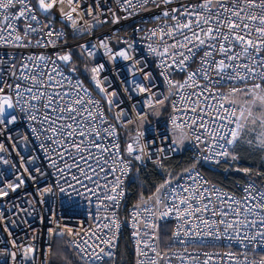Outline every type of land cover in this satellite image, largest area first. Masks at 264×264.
I'll use <instances>...</instances> for the list:
<instances>
[{
	"label": "snow or ice",
	"instance_id": "obj_1",
	"mask_svg": "<svg viewBox=\"0 0 264 264\" xmlns=\"http://www.w3.org/2000/svg\"><path fill=\"white\" fill-rule=\"evenodd\" d=\"M115 4L106 14L98 0H0V165L15 177L0 173V201L32 185L28 207L0 210L10 238L0 264H115L125 226L135 264H264V0ZM137 16L139 47L121 29L123 47L85 39ZM69 33L84 43L69 47ZM165 112L163 130L146 127ZM246 157L259 162L240 167ZM222 165L242 174L236 191L202 171ZM126 181L139 191L122 219ZM49 197L63 211L49 210L45 225L37 206ZM21 213L38 217L44 247L28 220L31 235L15 234ZM205 239L232 250L196 251L218 246Z\"/></svg>",
	"mask_w": 264,
	"mask_h": 264
},
{
	"label": "built area",
	"instance_id": "obj_2",
	"mask_svg": "<svg viewBox=\"0 0 264 264\" xmlns=\"http://www.w3.org/2000/svg\"><path fill=\"white\" fill-rule=\"evenodd\" d=\"M88 3H91L92 0H87ZM98 2L102 5L103 10L106 13L107 8L111 7V8H116V4H115V0H98ZM66 8V6H65ZM107 14V13H106ZM105 17L101 16L100 19L103 20ZM141 24V20L140 17L137 16L134 19H129V20H124L121 21L120 24H111V23H105L102 25H99L96 29H95V36L94 37H86L85 39H93V42H95V38H102L104 36H110L112 37V46L113 47H123L122 44H118L117 43V37L114 35L115 30L116 29H121V31L119 32V36L123 37L125 39H128L129 42H132L133 39H135L137 41V47L140 46V44L142 43L139 40V37L143 35V33H135L134 29ZM144 24L147 26V20H145ZM59 27V25H57ZM69 38H71L70 40H68L69 42V47H71L72 45L76 44V43H84V39H79V40H73L72 39V34L69 33ZM3 49H0V56H2L4 54ZM170 111V109H169ZM167 120V112L163 113L160 117H157L156 119H154L152 122H150L148 125H146V127H153V128H157L159 130H163L164 126H165V122ZM151 138V137H149ZM3 137H0V140H3ZM6 146H8L7 141H5ZM11 151V149H9ZM189 154L190 156L192 155L191 152H184L181 154H177L175 155V157H179L182 158L185 154ZM21 155L27 156L28 155V151L26 149L21 151ZM174 157V158H175ZM9 159L15 163L17 165V167H20V159L19 157L15 154V152H12V155L9 157ZM152 166V165H149ZM22 170V169H21ZM203 171V170H202ZM204 172V171H203ZM0 173H3L4 175V180L5 182L8 181H12L14 180V170L11 169L9 166L7 165H0ZM205 176L207 179L210 180V178L207 176V174L204 172ZM243 183V182H241ZM226 189V188H224ZM226 190H230V189H226ZM237 190V184L235 186L234 189H231V191H236ZM31 192L32 191V185L29 182V185L27 188L25 189H19L17 190V192L15 193H10L9 197L5 198L4 201H0V210L5 211L6 214L11 215V211L12 210V204L13 203H19L22 207H28L27 204L24 203V200L27 199V197H25V192ZM46 200H48V203H45L42 206H37V212L40 213V215H45V225H47V215L46 213L51 210V211H57V212H62L63 210L60 208L59 206V199L56 197H49L46 198ZM121 212V211H120ZM35 215V214H34ZM128 216V215H127ZM14 219H17L18 222V227L14 228V232L17 236H20L21 238L24 237V233L25 231L28 232L29 236L31 235L30 230L27 229V226L23 223V220H28V222L37 229V240L35 241L36 244L40 247H44V242L47 239L46 236V229H44V226H42L39 223V219L38 217L36 219H33L32 217L29 216H25L23 213L20 214L19 217H13ZM83 219H87L86 217L82 216ZM171 222H169V228H171ZM123 230V228H122ZM132 229L130 227H127V234L129 237V241L132 247V250L134 252V246H133V238L131 235ZM121 234L122 231L120 233V237L119 240L121 238ZM10 239L7 236V233L3 232L2 230H0V240H8ZM119 240H118V244H119ZM205 244L207 245H213V244H217L218 246L216 247H199L196 248V251H206L209 253L212 252H227L230 251L232 249H229L226 246H219V242H215L212 241L211 239H205L204 241ZM227 242H224V244L226 245ZM4 245L0 244V248H2ZM117 250V249H116ZM189 251H193V249H189ZM5 259L4 257H0V260ZM37 264H40V261L37 260Z\"/></svg>",
	"mask_w": 264,
	"mask_h": 264
},
{
	"label": "trees",
	"instance_id": "obj_3",
	"mask_svg": "<svg viewBox=\"0 0 264 264\" xmlns=\"http://www.w3.org/2000/svg\"><path fill=\"white\" fill-rule=\"evenodd\" d=\"M69 38L68 40H70ZM156 119V118H155ZM190 155L187 153L182 158L175 157L172 158L166 163L168 164L169 170H176L179 171L180 168L186 163V161L189 159ZM258 158L257 157H246L245 159H242L239 162L240 167H249L253 166L254 164H257ZM227 165H222L218 168L216 167H205L202 169L207 176L210 178V180L217 184L220 187L226 188V189H234L236 186V181L238 176H242V174H236V173H228L225 172V168ZM145 172L152 174L150 178L152 180H155L156 182L162 181L163 177L160 175H155L153 166H148L147 169L144 170ZM240 182H243L241 179ZM128 198H127V207H123L120 212L121 218H127L128 211L133 203L136 202L137 193L139 191L138 184H132L128 183ZM117 256L115 259V264H135V257L134 252L132 250L129 237L127 234V226L123 227L121 238L119 240L118 248L116 250Z\"/></svg>",
	"mask_w": 264,
	"mask_h": 264
},
{
	"label": "rangeland",
	"instance_id": "obj_4",
	"mask_svg": "<svg viewBox=\"0 0 264 264\" xmlns=\"http://www.w3.org/2000/svg\"><path fill=\"white\" fill-rule=\"evenodd\" d=\"M155 118H157V117H154V116L153 117H149V123L152 122Z\"/></svg>",
	"mask_w": 264,
	"mask_h": 264
}]
</instances>
